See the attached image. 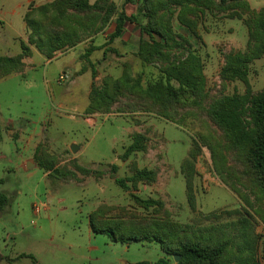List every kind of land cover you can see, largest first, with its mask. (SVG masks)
Segmentation results:
<instances>
[{
	"label": "rangeland",
	"instance_id": "1",
	"mask_svg": "<svg viewBox=\"0 0 264 264\" xmlns=\"http://www.w3.org/2000/svg\"><path fill=\"white\" fill-rule=\"evenodd\" d=\"M52 1L0 0V55L19 54L21 43L31 51L22 71L0 79V194L7 198L0 209V255L6 258L0 264L179 262L154 242L121 244L94 234L92 212L122 230L143 228L172 240L224 244L222 264H237L242 249L253 244L254 257L264 264V191L208 114L223 96L264 89V53L248 64L247 85L220 75L227 55L256 48L253 22L264 0H257L259 6L245 0L247 12L199 7L194 16L185 11L184 21L193 22L198 35L186 41L176 36L184 34L180 8L172 0H157L159 21L174 37L166 43L153 34L164 56L149 63L138 55L140 43L149 38L136 24L125 23L121 36L109 40L122 10L141 25L148 23L141 0H111L117 11L100 31L95 13L51 7L42 10L43 18L34 11ZM24 12L37 15L48 30L76 29L77 43L47 60L28 40ZM190 51L201 61L202 91L186 94L178 104L146 98L142 89L148 82L170 64L184 62ZM104 92L111 95L107 103ZM90 101L98 107L91 113ZM137 134L144 137V150L126 155ZM25 142L40 149L23 156ZM25 160L37 168L27 170ZM38 163L52 164L53 174L47 176ZM140 170L151 171L153 179L130 181ZM139 201L154 203L146 208Z\"/></svg>",
	"mask_w": 264,
	"mask_h": 264
},
{
	"label": "trees",
	"instance_id": "2",
	"mask_svg": "<svg viewBox=\"0 0 264 264\" xmlns=\"http://www.w3.org/2000/svg\"><path fill=\"white\" fill-rule=\"evenodd\" d=\"M131 0H124V4ZM143 11L148 18V23L143 26L139 23L134 15H126L122 10L118 14V19L114 27L113 33L109 40L121 36L125 23L129 22L136 24L141 34L146 35L149 41H142L138 50V55L144 62H152L153 60H160L163 55V46L157 43L153 34L165 39L166 43L171 41L174 37L169 34L159 19L157 0H141ZM174 5L180 8L178 19L184 26L182 35H176L183 41L185 37L198 38L196 25L191 22L184 21V12L188 15L195 16L199 7L218 8L221 10L240 8L242 11H249L248 4L245 0H220L215 3L214 0H172ZM192 6V7H191ZM60 10H72L74 13H95L101 21L100 25L95 28V31L103 29L108 20L115 15L117 5L111 0H97L92 5L88 0H53L44 7H38L34 11L40 13L42 10L48 8ZM194 7V8H193ZM27 12L24 16L27 29L29 32V42L44 58L50 60L54 53L66 47H73L78 40L77 30L69 27V30H48L41 23L37 15ZM43 18V12L41 15ZM31 18V19H30ZM33 18V19H32ZM254 28L257 31L256 36L259 41L256 48L247 54H229L225 58V65L221 70V77L224 80L235 81L240 80L247 85L248 64L254 59L260 58L264 53V9H262L258 16H255L253 22ZM93 28V27H92ZM21 52L15 56L6 57L0 55V79L10 74L18 73L23 70V59L31 57V51L26 44L21 43ZM87 55V54H86ZM95 72H92V78ZM172 82L177 83V87L172 85ZM117 88V87H116ZM202 65L199 56L193 52H189L188 57L184 62L178 65L170 64L168 67L161 70V74L155 82H148L142 93L155 102H167L168 104L181 103V99L186 94L197 95L202 91ZM93 90L91 91L92 96ZM102 102L107 103L111 99V95L107 93L102 94ZM97 103L90 101L87 112H94L97 110ZM210 119L222 131L227 139L232 150L239 154V159L249 170L254 182L264 191V89L258 93L252 94L249 91L244 95L223 96L215 100L208 111ZM173 119L171 116H169ZM144 137L137 134L133 137V142L126 149V155L134 152L144 150ZM37 150L40 149L38 145ZM39 164V163H38ZM40 169H43L47 176L52 170V164H39ZM115 169V166L113 167ZM49 171V172H48ZM55 173H57L55 171ZM130 181L153 179V173L147 170L137 171L134 176L129 178ZM116 183L125 188L122 180H116ZM7 202L6 196L0 194V209H2ZM144 207L148 208L153 205L152 201H139ZM98 212H92L89 215V226L94 234H107L112 242L121 244H131L134 242H154L171 256H179L180 260L177 264H222L225 255L226 246L224 244L210 245L188 238L170 239L159 231H148L143 228L133 230H122L117 223L110 221H101L98 218ZM18 257H26L21 254ZM136 264H167V260L160 259L154 263L139 262ZM237 264H259L254 257V245H246L240 252Z\"/></svg>",
	"mask_w": 264,
	"mask_h": 264
},
{
	"label": "crops",
	"instance_id": "3",
	"mask_svg": "<svg viewBox=\"0 0 264 264\" xmlns=\"http://www.w3.org/2000/svg\"><path fill=\"white\" fill-rule=\"evenodd\" d=\"M247 1L250 2L251 4L253 3V4L256 5V6H259V5H260V4L257 2V0H247ZM27 3H28V2H27ZM25 12H26V11H25ZM25 12H24V14H25ZM24 14H23V18H24ZM23 28H24V26H23ZM30 58H31V57L26 58V59L24 60V63L27 64V61L29 62V61L31 60ZM37 144H38V143L32 145V143L25 142L24 145L22 146V154H23V156L26 155V154H28V152L31 151V150H32V152H34L35 149H36V147H37ZM32 161H33V160H31V163H32V164L30 163V166H29V164L27 163V160H25V168H26L27 170H31V169L37 168V167L35 166V163H33ZM100 192H101L102 194L104 193L103 188L100 189ZM0 258H2L3 260H4V259L6 260L5 256L0 255ZM9 260H12V259H9Z\"/></svg>",
	"mask_w": 264,
	"mask_h": 264
},
{
	"label": "water",
	"instance_id": "4",
	"mask_svg": "<svg viewBox=\"0 0 264 264\" xmlns=\"http://www.w3.org/2000/svg\"><path fill=\"white\" fill-rule=\"evenodd\" d=\"M77 150H78V148H77L76 146H74V145H72L71 148H70V151H71L72 153H75ZM177 257H178V256H175V257H174V261H175V262H177V260H178Z\"/></svg>",
	"mask_w": 264,
	"mask_h": 264
},
{
	"label": "built area",
	"instance_id": "5",
	"mask_svg": "<svg viewBox=\"0 0 264 264\" xmlns=\"http://www.w3.org/2000/svg\"><path fill=\"white\" fill-rule=\"evenodd\" d=\"M63 77L61 76L60 79H62ZM35 210L37 211V208H35Z\"/></svg>",
	"mask_w": 264,
	"mask_h": 264
}]
</instances>
